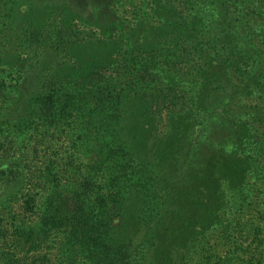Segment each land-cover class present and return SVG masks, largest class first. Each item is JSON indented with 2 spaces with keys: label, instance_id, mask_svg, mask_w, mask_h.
Returning <instances> with one entry per match:
<instances>
[{
  "label": "trees",
  "instance_id": "16d2710c",
  "mask_svg": "<svg viewBox=\"0 0 264 264\" xmlns=\"http://www.w3.org/2000/svg\"><path fill=\"white\" fill-rule=\"evenodd\" d=\"M179 2L153 0L156 25L146 21L135 30L117 63L110 50L102 54L116 42L92 47L97 55L79 65L95 84L49 96L16 118L11 129L28 128L26 135L52 138L64 151L31 173L26 190L33 193L20 208L34 220L14 212L17 201L0 202V264H188L192 228L214 214L222 180L244 193L237 165L244 159L230 142L204 137L207 145L194 150L191 131L212 92L221 107L253 90L264 99V0H184L181 11ZM182 62L197 93L158 119L156 103L176 98L184 85L176 70ZM148 80L155 85L139 89ZM22 81L11 87L14 108ZM248 111L262 117L255 107ZM16 163L0 160V181L19 173Z\"/></svg>",
  "mask_w": 264,
  "mask_h": 264
},
{
  "label": "rangeland",
  "instance_id": "374dc122",
  "mask_svg": "<svg viewBox=\"0 0 264 264\" xmlns=\"http://www.w3.org/2000/svg\"><path fill=\"white\" fill-rule=\"evenodd\" d=\"M183 1L176 4L180 11L185 7ZM153 7V0H0V76L3 71L8 74L0 93V110L3 111L0 122H8L7 131L1 134L5 138L1 142L0 160L15 161L19 168V173L11 171L10 179L0 181V202L7 205L12 200L17 201L13 205L14 212L25 221L36 218L32 212L24 213L20 208L27 199L26 194L33 193L26 190L31 184V173L48 160L51 153L63 152L64 148L53 144L52 138L47 136L40 139L37 135H26L28 128L24 133L11 129L16 118L25 116L31 108L36 110L49 96L56 99L64 92L87 86L89 81L95 84L94 78L87 79L86 73L80 70V66L84 67L79 65L80 60L85 55L96 56L97 48L92 47L111 41L116 42L115 48H105L102 54L105 56L110 50L115 54V62L120 61L130 48V36L135 30L146 21L156 25ZM78 44L87 49H76ZM176 70L178 77L184 78V85L177 88L180 93H175L176 98L169 96L161 105L154 99L156 105L161 106L158 119L169 113L166 107L175 101L185 102L197 93L191 76L187 75L189 65L182 62ZM20 76L23 81L14 108L11 87L17 86ZM141 85L139 89L155 84L148 80ZM132 88L139 90L136 83ZM260 95L261 92L253 90L248 97L240 96L232 106L221 107V100L212 92L196 118L191 131L194 150L207 145L204 137L212 142L229 141V150L244 159V164L237 165L241 173L244 172L245 190L240 194L222 180L223 195L214 214L192 228L194 241L190 245L188 264H264V99H259ZM254 107L262 117L248 114ZM164 122L157 123L160 133L165 129ZM218 124L220 129L214 130ZM243 143L247 144L245 148L241 146ZM9 168L8 165L6 170ZM40 259H36L37 264H42ZM32 261L27 260L25 264Z\"/></svg>",
  "mask_w": 264,
  "mask_h": 264
}]
</instances>
